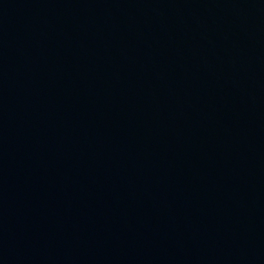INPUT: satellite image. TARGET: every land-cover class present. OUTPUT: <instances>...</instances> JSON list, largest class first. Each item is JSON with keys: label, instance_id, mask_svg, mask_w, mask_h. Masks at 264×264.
Segmentation results:
<instances>
[{"label": "water", "instance_id": "1", "mask_svg": "<svg viewBox=\"0 0 264 264\" xmlns=\"http://www.w3.org/2000/svg\"><path fill=\"white\" fill-rule=\"evenodd\" d=\"M0 264H264V0H0Z\"/></svg>", "mask_w": 264, "mask_h": 264}]
</instances>
